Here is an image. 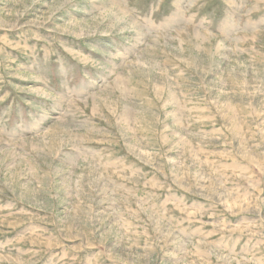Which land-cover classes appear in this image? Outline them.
Returning a JSON list of instances; mask_svg holds the SVG:
<instances>
[{
	"label": "rangeland",
	"instance_id": "rangeland-1",
	"mask_svg": "<svg viewBox=\"0 0 264 264\" xmlns=\"http://www.w3.org/2000/svg\"><path fill=\"white\" fill-rule=\"evenodd\" d=\"M0 264H264V0H0Z\"/></svg>",
	"mask_w": 264,
	"mask_h": 264
}]
</instances>
